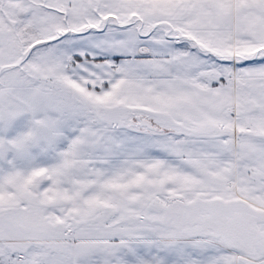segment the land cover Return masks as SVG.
I'll return each mask as SVG.
<instances>
[{"label":"snow or ice","instance_id":"1","mask_svg":"<svg viewBox=\"0 0 264 264\" xmlns=\"http://www.w3.org/2000/svg\"><path fill=\"white\" fill-rule=\"evenodd\" d=\"M0 264H264V0H0Z\"/></svg>","mask_w":264,"mask_h":264}]
</instances>
